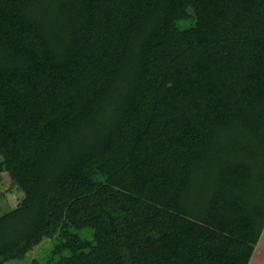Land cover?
I'll return each instance as SVG.
<instances>
[{
    "label": "trees",
    "instance_id": "obj_1",
    "mask_svg": "<svg viewBox=\"0 0 264 264\" xmlns=\"http://www.w3.org/2000/svg\"><path fill=\"white\" fill-rule=\"evenodd\" d=\"M4 173L0 264H250L264 0H0Z\"/></svg>",
    "mask_w": 264,
    "mask_h": 264
},
{
    "label": "rangeland",
    "instance_id": "obj_2",
    "mask_svg": "<svg viewBox=\"0 0 264 264\" xmlns=\"http://www.w3.org/2000/svg\"><path fill=\"white\" fill-rule=\"evenodd\" d=\"M0 211L2 213L19 206L23 193L13 184L10 176L0 174ZM17 196V197H16ZM70 254L61 248L56 241H45L40 247L22 259L7 264H69ZM250 264H264V232Z\"/></svg>",
    "mask_w": 264,
    "mask_h": 264
},
{
    "label": "crops",
    "instance_id": "obj_3",
    "mask_svg": "<svg viewBox=\"0 0 264 264\" xmlns=\"http://www.w3.org/2000/svg\"><path fill=\"white\" fill-rule=\"evenodd\" d=\"M17 197V196H16ZM19 205H20V203H19ZM260 243V242H259ZM257 248V247H256ZM256 251V250H255ZM255 254V253H254ZM253 257H254V255H253ZM253 259V258H252ZM252 261V260H251ZM251 263V262H250Z\"/></svg>",
    "mask_w": 264,
    "mask_h": 264
}]
</instances>
